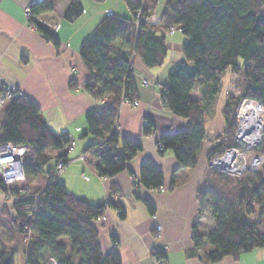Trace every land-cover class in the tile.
Instances as JSON below:
<instances>
[{
	"label": "trees",
	"instance_id": "16d2710c",
	"mask_svg": "<svg viewBox=\"0 0 264 264\" xmlns=\"http://www.w3.org/2000/svg\"><path fill=\"white\" fill-rule=\"evenodd\" d=\"M123 1L131 17L105 16L80 48V56L91 73L85 89L95 99H105L100 109L85 117L87 134L98 139L86 149L98 158V176L111 178L127 170L128 163L142 149L137 139L114 130L121 101L137 99L133 60L125 50L133 49L134 57H140L148 68L162 66L167 57L164 30L169 27L180 29L187 41L182 45L184 61L170 68L168 83L161 86V99L171 113L185 118L188 124L180 132L163 135L158 143L164 151L173 152L181 169L195 167L207 139L206 110L216 98L225 73L230 71L223 110L225 128L207 159L234 147L240 101L247 98L264 105V0H167L159 23L154 25L137 22L135 13L143 10L147 16L156 12L159 0ZM82 13L80 1L72 0L65 19L73 22ZM27 20L46 41L59 47L60 15L53 0L32 4ZM199 85L203 88V104L192 97ZM3 106L0 143L27 145L26 180L30 182L44 174L46 183L35 191L37 198L19 200L10 209L0 210V264H15L19 253V246L14 245L16 237L28 239L25 264H41L42 260L46 264H122L118 250L103 251L95 226L107 206L118 208L123 217L122 207L111 199L92 203L74 195L59 179H54L55 167L46 168L52 161L68 163L74 158L69 151L76 135L67 130H51L39 107L26 97L13 98ZM148 123L143 127L145 136L154 132V125L150 120ZM259 151L264 154V140ZM129 173L133 175L132 170ZM263 174L264 167L261 173L245 172L240 178L211 170V184L199 194V202L209 203L213 227L193 235L195 250L203 245L210 247L203 257L205 263H217L225 257L237 259L243 253L264 248ZM139 179L147 190L164 186L163 172L151 160L142 163ZM233 183L236 187L231 186ZM13 189L20 194L17 186ZM0 191L7 192L1 178ZM134 196L143 201L151 214L155 213L148 199H141L136 193Z\"/></svg>",
	"mask_w": 264,
	"mask_h": 264
},
{
	"label": "crops",
	"instance_id": "0c3cea01",
	"mask_svg": "<svg viewBox=\"0 0 264 264\" xmlns=\"http://www.w3.org/2000/svg\"><path fill=\"white\" fill-rule=\"evenodd\" d=\"M31 1L0 0V86L8 82L22 90L25 97L39 107L43 120L51 130L73 132L77 140L72 155L77 156L98 142L96 137L87 134L85 117L103 106V102L85 89L91 73L80 56L81 44L105 16L112 14L130 18L131 13L123 0L101 3L79 0L83 13L70 22L65 19V14L72 0H53L60 15L57 28L59 47L56 48L29 26L25 9ZM164 10L158 5V13ZM186 41L183 34L166 37L167 67L164 62L160 67L148 68L142 59L143 65L136 66L138 57L134 58L133 49L125 50L129 59L134 58L133 73L139 105L122 106L117 117L118 133L137 139L142 147L128 163V169L111 178H101L96 170L98 158L89 151L86 158L72 161L59 179L74 195L86 197L92 203L111 199L122 207L123 217L118 208L109 207L106 219L95 222L103 251L118 250L122 264H156L155 250H159L167 264H207L203 257L210 247L203 245L195 250L193 235L195 231H206L201 218L199 194L211 184L207 155L218 135H212L211 139L207 136L198 163L191 169H181L173 152L157 149L160 137L180 132L188 124L185 118L171 113L161 99V86L168 83L170 68L184 61L182 45ZM162 67L165 69L161 70ZM200 88L201 97L194 99L203 104L202 85ZM4 114L5 107L0 106V130ZM222 115L224 123V113ZM144 120H150L154 125L151 136L143 135ZM146 160L153 161L163 172V188L147 190L140 184V168ZM54 167L55 162L52 161L46 168ZM129 170L133 171V175ZM45 178L44 174L40 177L43 186ZM31 180L28 184L32 187L38 180ZM135 193L154 205V214L149 212L142 200L135 198ZM11 204L0 191V210ZM156 224L161 226L160 231L156 229ZM212 264H264V248L243 253L237 259L225 257Z\"/></svg>",
	"mask_w": 264,
	"mask_h": 264
},
{
	"label": "built area",
	"instance_id": "2783aa9c",
	"mask_svg": "<svg viewBox=\"0 0 264 264\" xmlns=\"http://www.w3.org/2000/svg\"><path fill=\"white\" fill-rule=\"evenodd\" d=\"M42 0H32L31 3L28 5V7L25 9V15L28 18L30 16V6L34 4L35 2H40ZM143 11H137L136 13V20L137 22L142 21L145 24H154L157 21L160 20L159 13L155 14L151 20H149V16H144ZM159 14V15H158ZM175 32H181L180 29L177 27H171L170 33L174 34ZM75 69H73L74 71ZM145 83L147 84V81L145 80ZM1 93H0V102L8 101L12 98L13 94H16V97H24V93L19 91H15L14 85L8 82H3L1 84ZM12 91L16 92L13 93ZM125 102L129 103V101L126 99ZM260 104L257 101L250 100L247 98H244L240 101L238 107H237V113H236V122H237V130L235 134V146L232 148L227 149L225 152H223L221 155L213 157L209 161V168L211 170L217 171L219 173L229 175L231 177H240L243 175V173L247 169V163L244 164V166L239 165V161L242 160L241 153L239 151V147H244L248 150H253L258 145L261 144V138L264 132V116L261 120L260 116L261 113L264 115V109L261 111H258L255 108L249 107L250 104L253 103ZM134 106H138V102L135 100L133 103ZM148 121H143V127H147ZM115 130L119 131V125L118 123L115 125ZM248 133V137L242 142L244 133ZM258 133L260 136V140L258 142H254V137ZM251 139V142H248V140ZM158 150L163 151L164 148L161 144H158ZM29 151V147L21 145L16 146L10 142L7 143H0V178L2 179L4 185L7 188V195L11 203H14L19 200L28 199L29 195L27 193V189L24 187L19 188V195L16 194V192L13 190V185L18 184L19 182H23L26 179L25 172H24V164H25V157L27 152ZM82 158V157H81ZM261 157H255L254 160L251 163V167L249 170L256 171L259 167V160ZM246 162V161H245ZM67 168V164L62 160L58 162V165L56 167V177L59 179V176L62 175L65 172V169ZM85 179L88 180L87 177ZM37 198L38 195H35ZM30 198V197H29ZM108 209V208H107ZM29 218L32 217L31 214H28ZM106 215H103L99 220H105ZM156 229L158 231L161 230V226L159 224H156ZM159 250H155V260L156 264H167V260L160 255L158 252ZM54 264V263H53Z\"/></svg>",
	"mask_w": 264,
	"mask_h": 264
},
{
	"label": "rangeland",
	"instance_id": "374dc122",
	"mask_svg": "<svg viewBox=\"0 0 264 264\" xmlns=\"http://www.w3.org/2000/svg\"><path fill=\"white\" fill-rule=\"evenodd\" d=\"M166 0H159V2L157 1L156 2V4H158L159 5V7H160V9L162 10V9H165V7H166ZM28 7V6H27ZM26 7V8H27ZM143 11V10H142ZM158 12H160V11H158V7H157V11L156 12H153L152 14H150V15H147V16H149V20H151L152 18H153V16L155 15V14H157ZM143 13V12H142ZM136 14V13H135ZM159 14H162V13H159ZM158 14V15H159ZM129 16H130V14H129ZM160 17V19H161V15L159 16ZM160 21V20H159ZM159 21H157L156 23H154V24H158L159 23ZM151 24V23H150ZM153 24V25H154ZM163 28V27H162ZM170 29H171V27H169V28H167L166 30H164L165 31V33H166V37H170V36H172V35H175V34H177V35H182V33L181 32H175L174 34H171L170 33ZM168 41H169V39H168ZM168 41H167V44H168ZM170 46V45H169ZM176 54V53H175ZM135 58V57H134ZM134 58H131L132 60H133V63H134ZM168 60V59H167ZM166 64H165V67H167V65H168V63L167 62H165ZM178 63V62H177ZM141 66V65H143L142 64V61H141V58H137V60H136V66ZM165 67H162L161 68V70H163V69H165ZM146 70L147 71H150L149 69H147L146 68ZM156 70H158V69H156ZM160 70V71H161ZM230 79H231V72L230 71H227L226 73H225V75H224V77H223V79H222V81H221V83H220V86H219V89H218V93H217V95H216V98L214 99V101L212 102V104L209 106V108H208V110H207V120H206V124H205V129H206V134H207V136H208V138L209 139H211V137H212V135H218L219 136V134L220 133H222L221 131L223 130V128H225L224 126V123H223V121H222V113H223V110H224V106L226 105V101H227V98H226V94H227V90H228V88H229V84H230ZM150 80V79H149ZM155 80V79H154ZM153 80V81H154ZM147 81V80H146ZM151 81V80H150ZM144 83H145V81H144ZM2 86V85H1ZM1 86H0V93H1ZM13 87H15V91L16 92H19V91H21L22 92V90H20L17 86H13ZM201 86L199 85V86H197L196 87V91H194L193 93H192V97L193 98H195V99H199L200 97H201V88H200ZM13 93H16V92H14V91H12ZM212 94V89H211V93H210V89H209V95H211ZM16 94H13L12 95V98L11 99H13V98H19V97H16L15 96ZM24 97H25V95H24ZM11 99H9V100H11ZM244 99V98H243ZM8 100V101H9ZM125 100L126 99H123L122 101H121V104H120V106H119V108H118V116H119V114H120V112H121V109H122V106L123 105H127V104H130V105H132L133 107H137V106H134L133 105V103L135 102V101H133V102H129V103H127V102H125ZM101 102H103V105H104V103H105V99H102V100H100ZM136 101L138 102V100L136 99ZM6 102H7V100H6ZM5 103V102H4ZM4 103L3 102H0V106H3L4 105ZM138 105H139V102H138ZM249 107H252V108H255V109H257L258 111H261L262 112V110L264 109V105H262V104H258L257 105V103H253V104H250L249 105ZM236 113H237V110H236ZM117 116V117H118ZM264 115L261 113V116H260V118H261V120L263 119L262 117H263ZM178 117V116H177ZM148 121V120H147ZM116 122L119 124V122H118V119H116ZM149 124V123H148ZM119 129H120V126H119ZM115 130V129H114ZM236 130H237V122H236ZM217 136V137H218ZM248 137V133L247 132H245L244 133V135H243V139H242V142L246 139ZM259 140H260V138H259ZM264 140V132H263V135H262V138H261V143H262V141ZM248 142H251V139H249L248 140ZM158 144H160V143H157V149H158ZM261 145V144H260ZM260 145H258L256 148H254L253 150H248V149H245L244 147H239L240 145H238V148H239V151H240V153H241V156H242V160H240L239 161V165L240 166H244V164H246L247 165V169H246V173H249L250 172V174H254V173H258V172H262L263 171V167H264V154L261 152V151H259V148H260ZM24 146H27V145H24ZM28 147V146H27ZM73 147H74V145L72 146V148L70 149V151H69V155L71 156V157H74L73 159H71L68 163H66L67 164V167H68V165L72 162V161H74L75 159H84V158H86L88 155H89V153L90 152H88V151H85L84 153H82V154H79V155H77V156H73L72 155V153H73ZM232 148V147H231ZM29 152V151H28ZM27 152V153H28ZM160 152H164V150L163 151H160ZM55 154V153H54ZM27 155V154H26ZM82 157V158H81ZM216 157V156H215ZM255 157H261V159L259 160V162H260V164H259V167H258V169L256 170V171H252V170H249L250 169V165H251V163H252V161L254 160V158ZM25 160H26V157H25ZM59 161H62V160H58L57 162H56V164H55V168H54V174H53V177H54V179H57L58 177H56V167H57V165H58V162ZM246 161V162H245ZM209 162V161H208ZM67 169V168H66ZM65 169V170H66ZM244 172V173H245ZM243 173V174H244ZM62 175H60L59 176V179H60V177H61ZM229 176V175H228ZM263 176H264V174H263ZM43 177V176H42ZM229 177H231V176H229ZM240 177H242V176H240ZM240 177H238V178H240ZM232 178H236V177H232ZM40 178H38L37 180V182H36V184H32V187L30 188L29 186H27V185H29L28 184V182H27V180L25 179L23 182H19L18 184H15V185H13V187L14 186H17L18 187V189L19 188H21V187H24V188H26L27 189V193H28V195H29V197L30 198H34L35 197V195H38L37 193L38 192H35V191H37L38 190V187L40 188V187H42L43 185H42V181H41V179L39 180ZM2 180V179H1ZM210 180H211V178H210ZM31 182H32V180H31ZM232 187H236V184L235 183H233L232 185H231ZM6 187V186H5ZM12 187V188H13ZM163 188V187H162ZM7 189V188H6ZM161 189V188H160ZM14 190V189H13ZM7 193H8V191L6 192V193H4L5 194V196H6V198H7V200L10 202V200H9V198H8V195H7ZM28 197V198H29ZM11 203V202H10ZM10 206H8V207H6V208H9ZM201 207V209H202V223H203V226H204V229L207 231L208 229H210L211 227H213V215L211 214V208L209 207V203H207V204H203L202 206H200ZM107 208H109V206H107ZM106 208V210H105V212H104V215H106V213H107V209ZM10 209V208H9ZM99 220V219H98ZM28 240V239H27ZM27 240H24V237H21V238H19V237H16V239H15V241H14V245H18L19 246V253H17L16 254V256H15V264H25L26 263V258H25V249H26V243H27ZM41 264H46V262L44 261V260H42L41 261Z\"/></svg>",
	"mask_w": 264,
	"mask_h": 264
},
{
	"label": "bare ground",
	"instance_id": "6f19581e",
	"mask_svg": "<svg viewBox=\"0 0 264 264\" xmlns=\"http://www.w3.org/2000/svg\"><path fill=\"white\" fill-rule=\"evenodd\" d=\"M259 138H260V136L258 135V133L255 135V137H254V142H258L259 141Z\"/></svg>",
	"mask_w": 264,
	"mask_h": 264
}]
</instances>
